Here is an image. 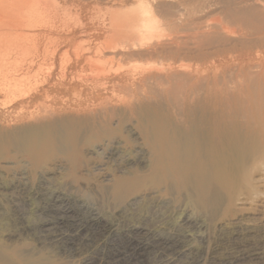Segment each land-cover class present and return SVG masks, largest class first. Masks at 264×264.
<instances>
[{"label": "bare ground", "instance_id": "1", "mask_svg": "<svg viewBox=\"0 0 264 264\" xmlns=\"http://www.w3.org/2000/svg\"><path fill=\"white\" fill-rule=\"evenodd\" d=\"M198 1L203 8L192 16V35L168 33L162 42L154 33L178 25L187 31L182 13L164 8L161 24L148 2L113 11L119 33L126 17L139 20L143 36L131 31L130 43L117 36L100 52L151 61L139 77L120 85L129 100L100 97L84 111L100 108L102 115H69L0 139V157L13 148L47 175L30 184L23 176L26 164L19 180L4 187L13 199L17 235L80 256L82 264H264V236L251 227L221 231L214 248L207 236V223L224 209L264 194L256 179L264 171V0ZM36 2L44 0H0V6L28 20L42 16ZM208 11L218 15L208 18ZM147 86L150 93L143 91ZM87 150L101 160L92 167L100 177L91 193L102 208L119 209L110 218L99 205L48 183L51 170L76 169ZM171 208H178L173 223L165 211Z\"/></svg>", "mask_w": 264, "mask_h": 264}, {"label": "rangeland", "instance_id": "2", "mask_svg": "<svg viewBox=\"0 0 264 264\" xmlns=\"http://www.w3.org/2000/svg\"><path fill=\"white\" fill-rule=\"evenodd\" d=\"M163 1L44 0L40 4L36 2V10H38L36 13L42 16H35L28 19L29 21L20 18L17 12L10 10L8 6H0V139L5 138L7 134L9 136L31 126H42L63 120L69 115L91 117L96 116L97 113L102 115L104 112L100 108L90 112L92 114L84 111L87 105L100 102V97L106 99L114 96L118 99L129 100V91L120 88V85L125 78L139 77L151 61L140 58L122 60L109 51L100 52L105 43L117 40V36H122L120 40L128 42L133 33L136 38L142 33H138L139 20L135 19V23L134 19L128 18L129 21H127L126 17L122 18L120 22L126 29L122 30L123 33H119L113 27L116 25V20L113 21L115 17L113 11H126V9L135 8L143 2H148L149 6L153 7H151L152 11L157 14V16L155 15L156 20L159 18L158 23H164L165 16L163 18L162 14L167 15L165 13L167 9L177 16L182 13L184 24L187 25L189 21L188 27L185 26L186 32H190L189 34L182 33L185 28L178 25L169 31L154 33L155 36L157 34L156 38L154 37L156 41H165L164 39L169 34L173 37L182 36L181 38L191 36L193 33L192 20L195 18L194 16L196 18L200 16L198 14L203 8L202 3L198 0H186L188 2L177 0L176 3L168 6V3L164 1V5ZM164 8L167 9L164 11ZM163 11L164 13L161 14ZM210 13H213L212 16ZM206 14L208 18H214V14L218 15L217 12L212 11H208ZM123 20H126L127 23L126 21L122 22ZM117 24L119 23L117 22ZM131 31H133L132 35ZM126 34L130 37L129 40H127ZM141 36L143 35H139L138 38L141 39ZM163 37L164 39H162ZM136 40L134 39V41ZM159 88L163 90L161 86ZM148 89H150L149 86L144 87L143 91L150 93L151 91L148 92ZM160 89L155 87L158 93L161 92ZM77 104H82L79 110L74 108V105ZM117 109L120 112L124 110L122 105ZM87 153L88 150L84 154L86 157H83V161H81L83 163L80 162L76 169H61L60 173L51 170L48 175L51 179H48V183L66 191L70 196L72 195L71 197L74 196L73 198L76 197L80 201L98 206L100 203L93 196L91 187L93 183L97 182L100 175L95 173L92 167L96 163H101V160ZM26 164L28 165V161L19 157L13 148L7 150L0 157V251H6L0 258V264H82L80 256L71 258L61 255L53 247L39 244L30 235L16 234L17 226H15L12 210L13 199L9 195L8 188L4 187L19 180L21 173L26 170ZM27 170L23 176L27 177L30 184L34 186L40 184L43 176H47L44 173L46 170L42 168L41 170L35 169L28 165ZM256 179L259 183V191L264 193V171L258 173ZM98 207L101 210L104 209L102 214L107 218L114 214L117 215L119 210L102 208L101 205ZM176 209L178 210V208L165 210L170 216L168 219L171 223L175 222L177 217ZM28 216L31 221L35 220V215ZM207 224L210 248L212 246L214 248L215 242L220 239L222 232L230 230L236 225L251 227L256 230L255 236H264V194L255 202L248 201L245 205L237 203L224 209L216 219ZM6 247L8 248L6 249ZM24 252H27L26 255ZM37 257L39 259L35 260ZM256 261V259H248L242 261L241 264H255Z\"/></svg>", "mask_w": 264, "mask_h": 264}]
</instances>
